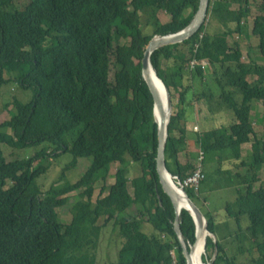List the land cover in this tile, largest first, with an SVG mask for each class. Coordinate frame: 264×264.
Listing matches in <instances>:
<instances>
[{
  "label": "trees",
  "instance_id": "16d2710c",
  "mask_svg": "<svg viewBox=\"0 0 264 264\" xmlns=\"http://www.w3.org/2000/svg\"><path fill=\"white\" fill-rule=\"evenodd\" d=\"M198 5L199 0H24L18 7L15 0H0V90L13 83L32 93L27 103L14 99L15 112L0 123V168L7 164L4 147L16 152L42 147L21 162L9 187L0 173V264H98L110 221L121 242L115 264H186L172 204L158 185L157 124L141 59L152 38L186 28ZM211 13L232 14L219 35L206 32L208 19L185 42L149 58L171 102L165 166L180 182L195 170L200 153L202 166L214 153L219 164L244 168L236 181L245 190L223 216L229 232H219L203 213L210 253L202 263L264 264V188H254L264 169V126L258 136L250 120L252 102L264 103V0H208L207 16ZM160 14L168 20L161 23ZM251 15L248 34L244 27ZM142 16L151 19L145 29ZM241 39L247 40L246 52ZM228 40L232 46H223ZM254 48L263 62L254 60ZM228 52L237 55V63L228 62ZM202 100L209 110H223L217 112L219 126L208 125L192 141L186 116ZM79 139L91 161L80 179L68 183L65 173L80 157L73 150ZM248 143L252 154L243 159L241 147ZM68 153L71 162L43 193L37 180L51 160ZM131 165L140 168L139 176L130 177ZM194 189L184 188L191 201ZM72 194L78 200L70 204ZM131 207L135 214L126 213ZM59 210H68V223L60 222ZM101 210L109 214L98 224ZM179 221L186 247L193 246L192 216L181 210Z\"/></svg>",
  "mask_w": 264,
  "mask_h": 264
},
{
  "label": "rangeland",
  "instance_id": "374dc122",
  "mask_svg": "<svg viewBox=\"0 0 264 264\" xmlns=\"http://www.w3.org/2000/svg\"><path fill=\"white\" fill-rule=\"evenodd\" d=\"M252 2L254 0H251ZM24 3V0H15V5L20 7L21 4ZM215 6V5H214ZM218 8L221 6L218 5ZM215 7V8H217ZM214 8V7H213ZM255 15H251L248 20L247 24L244 27L245 32L249 34L250 28L252 25V21L254 19ZM159 21L161 23H164L168 20V16L164 14L158 15ZM209 23L206 25V32L210 33L213 36L219 35L221 33V29H224L228 22L232 20V14H223V13H211L206 15V20ZM142 22L144 23V29L147 26V23H151L150 16H142L141 18ZM10 31L7 32V39L9 41ZM217 40H221V38H217ZM247 40L241 39L240 45L244 52L247 51L246 46ZM252 44L254 43L253 39H251ZM250 43V44H251ZM225 47L232 46L231 42L225 41L224 45ZM220 49V48H219ZM221 50V49H220ZM253 58L256 62H263L260 61V57L258 56L256 52V48H254ZM227 60L229 63L234 64L237 63L238 57L237 55L228 52ZM243 61H247L246 55L243 58ZM203 65L206 66V63L203 62ZM204 66V67H205ZM192 68V64H191ZM195 87V90L197 92H202L205 89L201 91V88ZM201 94V93H200ZM195 96V95H194ZM197 98V96H196ZM16 99L20 101L21 103H27L32 99V93L27 90H21L18 88L17 85L13 83L6 84L2 86L0 90V123L8 120L10 118V115L13 114L14 107H13V100ZM192 101H194L192 99ZM205 101L202 100V103L195 104L193 113H190L186 116L187 118H190L191 121L186 124V128L190 134L188 135V139H192V141L195 140L196 136L195 134H199L203 131H205L207 128H215L218 127L219 121L217 118V112H221L223 110L222 108L214 107L212 106V109L209 110ZM186 109L185 107H183ZM210 112H213L214 114H211ZM251 123L253 124L256 131H258V136L261 135L260 129L264 126V103L254 101L252 102V113L250 115ZM229 118V116H228ZM227 119V118H226ZM222 124L225 122V120L221 121ZM208 125H211L208 127ZM195 133V134H194ZM42 147L38 148H26L23 150H18L17 152L4 147L3 153L4 157H6L5 166L0 168V173L4 175L7 178V186L9 187L14 182L17 174L20 170V165L23 160H27L30 156L33 155L36 151H39ZM242 149V158L247 159L252 154L251 150V143L245 144L241 147ZM73 150L75 153L80 156L77 160V165L74 169L68 171L65 173L66 179L68 183H75L84 171L87 169V167L90 164L91 159L88 157L87 152L84 147L83 139L76 140L73 143ZM216 154L212 153L204 157V164L202 166L204 178L205 181L203 183H200L196 189L192 192V202L194 205L200 209L202 213H208L211 215V217L214 219V222L218 226L219 232H223L222 234H227L229 230L225 229L226 225L224 223L223 216L226 215V207H231L235 209V202L238 194L243 193L245 190V185H243L240 182L236 181V176H243L245 169H237L233 167L232 165H228L227 163H221L219 164L215 160ZM72 155L70 153L63 154L60 157L51 160L49 164V169L47 173L43 176H41L37 183L41 188V191L43 193H46L51 185L57 182L59 174L61 170L71 162ZM181 160L185 161V153L181 154ZM195 163V162H194ZM193 163V164H194ZM117 168V165L113 167V169L109 172V176L107 179L108 185L113 183V175L115 172V169ZM220 168V170H218ZM140 175V168L137 167V165H131L130 167V177H135ZM259 179V182L254 184L255 189L264 188V169H262L257 176ZM235 178V179H234ZM99 192V186L96 187L94 191V198L97 197ZM73 195V194H72ZM78 200V197L76 195H73L69 203L73 204ZM129 212L130 215L135 214L136 210L135 207H131L129 211H126V213ZM101 218L98 222V224H102L104 221V218L109 214L108 211L101 210ZM59 220L61 223H68L70 221V214L68 210H59L58 211ZM143 231L149 233L150 227L144 226ZM210 237V236H206ZM121 242L119 238L117 237V234L115 231H113L112 228V221H110L106 227L103 229L102 236L100 239L98 252H97V261L98 264H115L117 262V252L120 248ZM192 247V246H191ZM210 252L205 250V247L203 249V254L201 256L202 258L205 257V255H209Z\"/></svg>",
  "mask_w": 264,
  "mask_h": 264
},
{
  "label": "water",
  "instance_id": "95a60500",
  "mask_svg": "<svg viewBox=\"0 0 264 264\" xmlns=\"http://www.w3.org/2000/svg\"><path fill=\"white\" fill-rule=\"evenodd\" d=\"M207 9H208V0H199L198 10L195 13L192 21L189 23V25L184 28L182 31L169 35L164 37H154L152 38L147 46L145 47L143 57L141 59V76L144 80L150 94L153 100V119L154 122L157 124V121L155 119V112L160 113L161 118V126L158 127L157 124V156L155 159L156 162V174L158 178V185L161 189V191L168 197L170 200L173 210H174V222H173V230L180 242L181 248H182V255L186 261V264H190V254H191V246H187L184 243L181 228H180V221H179V215L178 211H176L172 196L170 194V191L166 184L168 181L173 182V178L170 173L166 170L165 166V141L167 137V126L169 123L170 115H171V102L170 97L167 88L164 86V84L161 82V80L157 77L155 71L152 69L150 64V55L161 48L173 46L176 44H181L188 40L190 37H192L202 26V24L205 22L206 15H207ZM152 75L153 77L159 82L160 86L162 87V91L164 93L166 103L168 105V111L167 113H163L160 99L157 96L156 90L152 83ZM179 186V189L181 190L182 194L184 195V198L186 200L187 208H184L186 212H188L195 223V239H196V224L197 221H200L204 224V228L206 231V234L209 236V233L207 231V222L203 215V213L200 211L199 208H197L194 203L189 199V197L186 195L183 187L181 184L176 183ZM206 239V238H205ZM205 239L203 242V249L205 247Z\"/></svg>",
  "mask_w": 264,
  "mask_h": 264
},
{
  "label": "bare ground",
  "instance_id": "6f19581e",
  "mask_svg": "<svg viewBox=\"0 0 264 264\" xmlns=\"http://www.w3.org/2000/svg\"><path fill=\"white\" fill-rule=\"evenodd\" d=\"M152 83L156 90L157 96L160 99L163 113H167L168 111V105L166 103V99L164 96V93L162 91V87L160 86L159 82L153 77L152 75ZM155 119L157 121L158 127L161 126V118L160 113L155 112ZM168 187L170 194L172 196L176 211L178 213L181 212L184 208H187L186 200L184 198V195L182 194L181 190L179 189V186L173 181L166 184ZM207 234L204 228V224L200 221H197L196 224V243L191 247V254H190V264H203L201 260V256L203 254V242L206 238Z\"/></svg>",
  "mask_w": 264,
  "mask_h": 264
},
{
  "label": "built area",
  "instance_id": "2783aa9c",
  "mask_svg": "<svg viewBox=\"0 0 264 264\" xmlns=\"http://www.w3.org/2000/svg\"><path fill=\"white\" fill-rule=\"evenodd\" d=\"M202 159H203V156L200 153V156L197 159L196 164H195V170L192 172V174L183 182H180L177 177H174L173 179L175 183L181 184L183 188H186V187L197 188L200 182L204 180V175L202 172V165H201Z\"/></svg>",
  "mask_w": 264,
  "mask_h": 264
},
{
  "label": "crops",
  "instance_id": "0c3cea01",
  "mask_svg": "<svg viewBox=\"0 0 264 264\" xmlns=\"http://www.w3.org/2000/svg\"><path fill=\"white\" fill-rule=\"evenodd\" d=\"M179 160H180L181 163H183V161L181 160V154H180V156H179Z\"/></svg>",
  "mask_w": 264,
  "mask_h": 264
},
{
  "label": "clouds",
  "instance_id": "9594fccd",
  "mask_svg": "<svg viewBox=\"0 0 264 264\" xmlns=\"http://www.w3.org/2000/svg\"><path fill=\"white\" fill-rule=\"evenodd\" d=\"M172 177H176V176H172ZM174 181V180H173ZM175 182V181H174ZM184 189V188H183Z\"/></svg>",
  "mask_w": 264,
  "mask_h": 264
}]
</instances>
